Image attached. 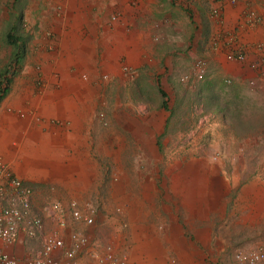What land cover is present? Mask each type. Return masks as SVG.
Wrapping results in <instances>:
<instances>
[{"label": "crops", "instance_id": "1", "mask_svg": "<svg viewBox=\"0 0 264 264\" xmlns=\"http://www.w3.org/2000/svg\"><path fill=\"white\" fill-rule=\"evenodd\" d=\"M208 3L47 0L49 14L61 5L66 19L51 24L60 33L51 40L53 50L35 55L33 46L49 39L22 37L24 47L28 42L26 52L9 93L0 101V159L34 187L35 210L41 208L40 201L58 202L65 212L71 202L95 209L91 225L65 214L66 244L75 230L89 240L78 253L82 264H109L99 262L109 250L124 264H237L236 250L264 245L263 145L222 140V146L215 145L221 147L217 162L201 163L196 153L182 151L172 164L167 153L157 159L161 146L156 138L163 134L162 119L168 116L163 109H147L150 118L154 113L163 118L146 133L142 123L136 124L139 114L112 111L111 130L97 117L107 82L100 76L108 73L115 79L125 68L137 77V88L139 78L161 75L152 88L164 92V84L176 85L170 75L182 73L197 58L208 62V72L217 70L242 83L253 77L257 86L264 84L251 66L264 59V0L232 5L217 1L223 14L220 24L206 12ZM20 8L32 10L33 3ZM112 14L118 15L114 22ZM218 28L226 35L213 37ZM233 49L245 53L246 63L226 59ZM35 63L41 65L40 84ZM83 73L87 80H81ZM139 87L142 102L128 97L125 104L149 103ZM110 96L121 106L113 93ZM150 96L160 99L159 93ZM188 156L191 161H185ZM171 170H177L175 187L168 186ZM159 201L174 206L155 209L153 203ZM45 221L47 232L55 229L48 217ZM36 242L40 247V240L21 237L13 245L0 246L24 264Z\"/></svg>", "mask_w": 264, "mask_h": 264}, {"label": "rangeland", "instance_id": "2", "mask_svg": "<svg viewBox=\"0 0 264 264\" xmlns=\"http://www.w3.org/2000/svg\"><path fill=\"white\" fill-rule=\"evenodd\" d=\"M206 1L209 2L208 6L204 4L206 12L214 21L218 22L217 24H220L219 22H221L223 14L220 7L216 4L217 1L220 0ZM226 1L231 5L237 2V0H234L233 2L229 0ZM32 3V10H25V8L23 10V8H20L22 4L24 6L30 4L31 6ZM46 3L47 0H0V72L8 66L7 63L9 61L12 49L11 45L7 44L5 41V36L8 30H14L13 32L15 34L21 35L24 38L40 37V40L43 38L49 39V42L47 44L44 43L42 45L38 44L37 46H33V49L31 51L35 55L48 54L53 50L54 47H50L54 44L51 40L53 39V37H59L58 34L60 33L56 30V26L54 24H51L55 22V20H61V22L65 23L66 19H63L64 10L61 9V5L57 6L56 12L54 13V15H52V12H50L49 14V7L46 6ZM34 4H37V7H35ZM214 9L217 11L216 13L213 12ZM189 12L192 13L191 10ZM117 18V14H112L110 20L114 22ZM35 21H37V23ZM65 30L66 26L64 25V31ZM225 32L226 31H222V28H218L217 31L213 34V37H220L222 35L225 36ZM26 45H28V42L27 44H25V52ZM28 48L29 47H27V50ZM193 63L194 60L192 59L190 62V67H186L182 73L171 75L173 76V82L176 85H171L170 87V85L166 86L164 84V86L166 87L165 96L160 95V97H164L163 99L167 101L168 106L175 111L170 120L168 128L166 129V126H164V132L161 137L159 136L160 141H158L159 137L156 138L157 145H159V147L161 146V149H158L162 152H158L157 159L160 158V155H162L163 158L165 156L164 153H167L166 156L168 162L173 164L177 161V157L179 156V154L182 151H185V154H188L189 152H194V154L196 153V160L200 161L201 163H207V161L217 162L218 160H220L221 156L216 153V151L221 150V147L216 148L215 145L222 146V140L227 144H236L243 142L244 144H249L251 146H254L255 144L263 145L261 146V150H263V152H261V155L264 156V84H261L260 86H257V84H255L254 86L250 87L246 83V81L242 83L241 81L233 80L230 76L222 74L217 70H215L216 72L214 70L212 72L206 71L203 78L199 80H182V76L192 74L191 66L193 65ZM33 66L35 67L37 72L36 83L40 84V77L42 73L41 65L39 63H35ZM160 76L161 75L157 74L153 75L152 78V76L149 75L148 78L143 81L139 78L138 80H140V82L137 84V88L134 87V82H136L135 79L137 77L133 78L134 76L127 68L123 70V74H121L120 77L115 76L116 80L122 77L117 81L114 78H111L108 73L102 74L100 76L101 79L107 82L104 85V95L99 100L97 117L103 121L102 123L104 124L103 126L105 127V129H112L113 122L111 121V113L115 110L116 112L125 114H139L137 116L140 117L136 118V124L140 126L139 123H142V125L145 126V133L149 130L151 132L153 130V125H157L159 123V120H161L163 116L161 114L157 115L158 113H154L153 118H150L149 114L152 113L147 112V109H150L152 107L147 103V105H145V101H143L144 105H134V107L128 106L125 103L127 102L128 97L134 98L135 103L142 102L141 97H144V94L140 92V84L144 89L142 91L149 97L148 99L155 100V98L150 95L153 92L158 93V90H153L152 85L155 86L157 84ZM81 78L82 81H84L85 79L87 80L88 74H81ZM227 78L231 79V82L229 84H232L233 82L236 83V85L240 87L243 95L246 96L247 94V113L249 114V111L253 112L255 116L260 119L261 125L259 127L257 126V128L253 130V132L247 135L244 133L245 136H243L240 132V135L236 133L240 131L239 129L236 130V128L231 127V125H227L226 123L230 124V120H224L223 115L219 114V112H217L215 108L214 111L211 107L208 106V104L207 107L205 106L206 103L203 97L204 95H207V93L203 89L204 82L214 81L212 83L220 85V83L224 82ZM10 87L11 83L9 85V88ZM110 90L113 91L110 92ZM108 92L110 93L108 94ZM116 92L119 93L118 97L115 94ZM111 93L116 96V100L121 103V106H119L118 104L115 105V102L113 100L114 97L110 96ZM155 111H158V109H155ZM163 114L166 115L168 114V112L164 110ZM100 115H102V117H100ZM163 120L166 121V119L164 118L162 119V121ZM147 136L148 135L146 134L143 139H147ZM139 140L142 141V139ZM189 157L190 156L185 158V161H191ZM106 161L109 163L111 162V154L107 155ZM176 173L177 170L168 171V186L175 187ZM45 202L40 201L41 207ZM153 204L155 206V209H165V206L167 204L169 205V207H171L170 209H172L174 206V203H171L170 201H159ZM85 207H87V205H85ZM118 210L119 209H117V212H119ZM38 248L39 245L38 242H36L33 246V249L31 250L36 251Z\"/></svg>", "mask_w": 264, "mask_h": 264}, {"label": "built area", "instance_id": "3", "mask_svg": "<svg viewBox=\"0 0 264 264\" xmlns=\"http://www.w3.org/2000/svg\"><path fill=\"white\" fill-rule=\"evenodd\" d=\"M234 1V0H229ZM214 13L217 11L214 9ZM228 61L246 63V55L239 49H233L226 54ZM251 66L257 77L264 79V59L254 60ZM208 68V62L203 58L195 59L192 74L182 76V80H199L203 78ZM230 83L231 79H225ZM246 83L252 87L256 79L249 78ZM102 117V115H100ZM34 187L18 176L0 159V245L9 246L21 238L40 240V247L36 251L27 253L24 264H82L78 253L88 245L87 236L80 230L71 231V243L67 245L63 237L67 226L66 212L74 221H82L87 225L94 223V208H80L76 202H71L65 210L58 202L42 205L34 209ZM45 217L54 223L55 229L46 231ZM0 246V264H19L14 255L8 254ZM59 252V254H56ZM237 264H264V245H256L249 249H238L234 252ZM109 264H124L125 260L117 258L111 251L100 258Z\"/></svg>", "mask_w": 264, "mask_h": 264}, {"label": "trees", "instance_id": "4", "mask_svg": "<svg viewBox=\"0 0 264 264\" xmlns=\"http://www.w3.org/2000/svg\"><path fill=\"white\" fill-rule=\"evenodd\" d=\"M13 31L8 30L5 36L6 42L12 47V52L7 63L8 66L0 72V100L8 93L11 78L25 50L24 39L21 35L15 34ZM171 79L174 80L173 76H171ZM212 82L205 81L203 84V89L206 91L207 95H204V97L201 96L204 98L206 107L208 104L214 111L216 109L219 114L223 115L224 120H230V124H226L229 126L231 125V127L236 128V130L239 129L240 131L236 132L238 135L241 133L245 136V134L247 135L253 132L257 126L259 127L261 125L260 119L256 117L253 112L249 111V114L247 113L248 96L246 93V96L243 95L240 87L236 85V83L233 82L232 84H228L224 81L220 83V85H216V83ZM158 93L161 96H165V92L161 88H158ZM163 98L164 97H160L158 101L151 99L149 103L147 101L145 102L155 109H163L168 112L165 121L167 129L175 110L171 109L167 101ZM155 102H158V105H156ZM158 141H160V137Z\"/></svg>", "mask_w": 264, "mask_h": 264}]
</instances>
